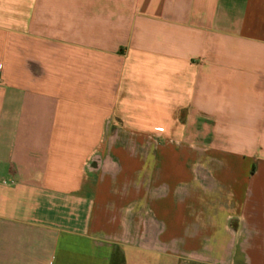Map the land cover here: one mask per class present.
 <instances>
[{
  "label": "crops",
  "instance_id": "1",
  "mask_svg": "<svg viewBox=\"0 0 264 264\" xmlns=\"http://www.w3.org/2000/svg\"><path fill=\"white\" fill-rule=\"evenodd\" d=\"M0 264H264V0H0Z\"/></svg>",
  "mask_w": 264,
  "mask_h": 264
}]
</instances>
